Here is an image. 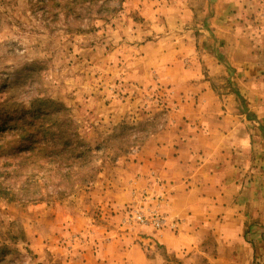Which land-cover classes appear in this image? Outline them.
<instances>
[{"label":"rangeland","instance_id":"rangeland-1","mask_svg":"<svg viewBox=\"0 0 264 264\" xmlns=\"http://www.w3.org/2000/svg\"><path fill=\"white\" fill-rule=\"evenodd\" d=\"M216 2L0 0V128L43 124L48 138L69 142L77 133L94 150L63 179L45 162L27 169L18 152L21 132H4L0 264H89L111 240L136 228L178 231L152 164L163 160L160 152L185 124L181 73L194 60L207 76L202 38L216 44L204 30ZM226 4L237 13V38L214 48L215 56L226 55V73L212 85L237 90L234 100L245 104L249 118L263 120L255 128L264 137V0ZM135 210H156L165 224H137ZM261 240L263 251L253 253L251 264H264ZM223 253L208 234L191 264H232V255Z\"/></svg>","mask_w":264,"mask_h":264},{"label":"crops","instance_id":"crops-1","mask_svg":"<svg viewBox=\"0 0 264 264\" xmlns=\"http://www.w3.org/2000/svg\"><path fill=\"white\" fill-rule=\"evenodd\" d=\"M227 2L217 0L204 28L208 38L216 39L213 46L202 38L207 76L191 60L178 78L186 81L179 107L184 127L169 141L168 150L160 152L165 153L163 160L152 164L165 182L169 195L164 209L179 222L178 231L136 228L121 240H111L89 264H191L208 234L215 252L232 255V264H251L253 253L263 251L264 137L255 128L263 120L249 118L245 104L234 100L237 90L222 92L212 85L226 73V55L215 56L214 48L232 45L237 38V13ZM237 84L243 86L240 80Z\"/></svg>","mask_w":264,"mask_h":264},{"label":"trees","instance_id":"trees-1","mask_svg":"<svg viewBox=\"0 0 264 264\" xmlns=\"http://www.w3.org/2000/svg\"><path fill=\"white\" fill-rule=\"evenodd\" d=\"M44 116H49V114H44ZM22 122L23 124L17 123L9 127L0 128V140L3 138L2 135L5 134L4 132L6 130L8 132H10L9 130L12 132L19 130V132H21L19 138L24 141V144H21L18 152L24 153L23 159L27 162L25 167L31 171L40 170L41 164L45 162L53 166V174L67 179L70 174L71 176L74 174V172H70V170H72L73 167H80L94 151L89 145L82 141L77 133L73 141L69 139L70 141L67 142L66 139L59 135H56V137L61 138L54 141L52 138L47 137L48 135L46 132L41 131L44 129L43 124L37 125L36 127L31 122ZM51 124L55 125L57 123L52 122ZM259 127L261 131L263 130L264 134V127ZM51 143H57V145L53 146ZM63 165L67 167V171L65 172H61V166Z\"/></svg>","mask_w":264,"mask_h":264},{"label":"built area","instance_id":"built-area-1","mask_svg":"<svg viewBox=\"0 0 264 264\" xmlns=\"http://www.w3.org/2000/svg\"><path fill=\"white\" fill-rule=\"evenodd\" d=\"M132 220L140 225L151 224L156 229H159L165 224V218L156 210H152L146 215L141 211L135 210L132 215Z\"/></svg>","mask_w":264,"mask_h":264}]
</instances>
